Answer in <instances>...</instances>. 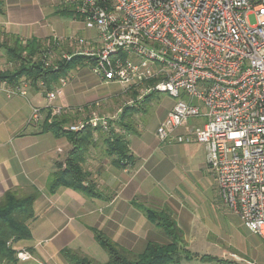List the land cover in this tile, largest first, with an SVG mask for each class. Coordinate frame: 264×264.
Returning <instances> with one entry per match:
<instances>
[{"label":"crops","instance_id":"crops-1","mask_svg":"<svg viewBox=\"0 0 264 264\" xmlns=\"http://www.w3.org/2000/svg\"><path fill=\"white\" fill-rule=\"evenodd\" d=\"M0 8V74L19 67L20 61L9 58L16 43L37 42L36 55L26 59L43 64L61 62L63 52H77L82 48L76 42L79 36L86 38L84 46L98 45L97 32L86 28L63 0H0ZM62 80L51 104L67 111L51 117L43 93ZM41 82L31 84L24 76L14 83L0 79V197L7 190L34 195L25 222L28 237L6 243L14 252L26 249L32 254L25 260L15 258L16 264H71L61 253L65 248L102 264L108 255L94 230L131 257L151 241L169 243L147 218L146 208L171 214L183 244L193 253L212 257L197 256L180 264H264V243L239 216L235 223L226 218L223 209H230L204 165L206 148L188 135L190 127L204 121L202 117L191 118L176 130L187 141L161 142L156 127L174 104L167 94L152 93L134 106L126 105L127 97L136 92L124 93L120 82L102 80L85 58L50 85ZM23 85L21 95L15 87ZM6 89L14 91L9 94ZM33 107L41 109L37 121L28 120ZM116 107L122 111L115 125L107 132L86 125L91 127L87 137L78 134L81 147L75 149V131L68 130V123L86 122L93 112L104 115ZM53 120L64 134L48 127ZM117 135L125 140L126 161L109 152ZM70 160L82 170L87 190L59 185L50 191L53 175L64 171ZM230 251L237 258L225 255Z\"/></svg>","mask_w":264,"mask_h":264},{"label":"built area","instance_id":"built-area-1","mask_svg":"<svg viewBox=\"0 0 264 264\" xmlns=\"http://www.w3.org/2000/svg\"><path fill=\"white\" fill-rule=\"evenodd\" d=\"M74 16L97 32L98 45H82L73 54L85 58L102 80L117 81L123 92L135 91L134 106L152 93L174 99L156 127L159 141H187L176 130L191 118L204 121L188 135L206 148V164L215 177L221 201L264 243V0H63ZM253 16L255 23H250ZM56 70L58 63L44 61ZM64 80L44 90L51 112L67 109L51 102ZM41 85H44L41 82ZM24 95L22 88L15 87ZM11 94L14 90L6 89ZM122 108L112 115L93 112L86 122L109 131ZM33 107L29 121L40 118ZM51 117L48 119L51 122ZM15 251L20 260L31 258Z\"/></svg>","mask_w":264,"mask_h":264},{"label":"trees","instance_id":"trees-1","mask_svg":"<svg viewBox=\"0 0 264 264\" xmlns=\"http://www.w3.org/2000/svg\"><path fill=\"white\" fill-rule=\"evenodd\" d=\"M1 9V8H0ZM37 42H27L26 45L21 46L16 43V46L9 49L10 60L20 61V65L16 70L8 71L0 74V79H6L9 82H18L24 76L29 78L31 84L36 85L37 81L43 80L46 85H50L52 81L56 80L61 74H64L70 68H75L81 64L83 58L79 55H74L68 61H61L58 63L56 70L45 68L40 60L34 63L28 62L26 58L37 53ZM23 53L25 56H23ZM57 133L64 134L65 130L59 122L53 120L48 125ZM89 126H85L82 130L74 132V147L80 150L79 135H86ZM87 137V135H86ZM109 152L120 157V161L128 159L127 148L125 140L121 136H115L113 142L109 146ZM83 173L80 167L72 161L67 162V168L61 173H55L49 184V190L53 191L59 185H71L76 188L87 190L82 184ZM34 195L18 196L13 190H7L0 197V264H16V257L12 246H7V241L12 239L17 241L28 237V229L26 220L31 215V202ZM145 214L159 228L164 236L170 239L168 244H161L155 241L149 242L145 250L135 256H129L127 251L121 248L112 239L105 236L98 230H94L96 240L100 246L107 252L108 259L102 264H170L176 257L184 256L186 259L197 257V254H191L188 250L183 248L181 240V232L177 228L175 222L165 212H157L154 209H144ZM182 248V249H181ZM63 257L71 264H95L93 260L85 255L77 254L69 249L62 250ZM173 257H175L173 259ZM204 259V256H198Z\"/></svg>","mask_w":264,"mask_h":264},{"label":"rangeland","instance_id":"rangeland-1","mask_svg":"<svg viewBox=\"0 0 264 264\" xmlns=\"http://www.w3.org/2000/svg\"><path fill=\"white\" fill-rule=\"evenodd\" d=\"M249 20H250V23H255V19H254V17L253 16H250L249 17ZM62 54H65V52H63V53H61V55ZM80 56V55H79ZM80 57H82V56H80ZM129 98L130 97H127V100H126V102L129 100ZM122 107V106H121ZM121 107H119V108H115L114 109V111H112V112H108L107 114H104V115H107V116H109V115H112V114H114L115 112H117V110L118 109H121ZM96 113V112H95ZM98 113V112H97ZM99 114V113H98ZM121 114V113H120ZM60 115H62V114H60ZM59 115V116H60ZM75 121H78V120H75ZM73 124V123H72ZM68 125H71V123H68ZM67 125V126H68ZM114 125H115V123H114ZM83 129V128H82ZM70 131V130H69ZM76 132V131H75ZM204 165H205V168H206V170L208 171V173L212 176V177H214V175L212 174V172L208 169V167H207V164H206V156H205V163H204ZM197 170H198V168H197ZM2 197V196H1ZM225 205V204H224ZM227 208H229L227 205H225ZM230 209V208H229ZM231 210V209H230ZM230 210H228V209H226V208H224L223 209V211L225 212V216H226V218L229 220V221H231L232 223H235V222H239L238 221V215L235 213V212H233L232 210L230 211ZM157 212H161V211H159V210H156ZM165 213H167L169 216H171V214H169L168 212H166L165 211ZM172 218V217H171ZM210 234H208L207 235V239H208V236H209ZM165 238H167L169 241H170V239L167 237V236H165ZM164 244H168V243H164ZM13 245V244H12ZM182 245H183V248H185L186 250H188L191 254H196V253H193L192 252V250L190 249V248H187L186 246H185V244H183V241H182ZM223 248H225L224 246H223ZM182 249V248H181ZM228 255V254H230V256H232V257H234V258H237V255L235 254V255H232V252L230 251V252H226L225 253V255ZM197 255L198 256H204L203 258L204 259H211L212 257L211 256H209V255H206V254H201V253H197ZM14 256H15V253H14ZM175 257H173V259H174ZM184 259H186L184 256H179L178 258L176 257V260L174 261H172L170 264H180V263H182L183 262V260ZM93 260V259H92ZM221 260V259H220ZM181 261V262H180ZM95 261L93 260V262L92 263H94ZM2 264H5L4 262L2 263ZM95 264H98L97 262H95Z\"/></svg>","mask_w":264,"mask_h":264}]
</instances>
